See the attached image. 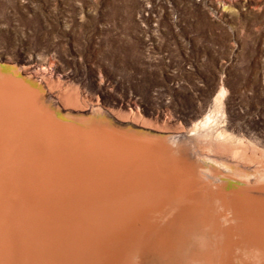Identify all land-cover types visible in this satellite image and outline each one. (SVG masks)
Listing matches in <instances>:
<instances>
[{
    "label": "rangeland",
    "instance_id": "rangeland-1",
    "mask_svg": "<svg viewBox=\"0 0 264 264\" xmlns=\"http://www.w3.org/2000/svg\"><path fill=\"white\" fill-rule=\"evenodd\" d=\"M0 71L63 120L188 135L227 186L264 183V0H0Z\"/></svg>",
    "mask_w": 264,
    "mask_h": 264
},
{
    "label": "bare ground",
    "instance_id": "bare-ground-1",
    "mask_svg": "<svg viewBox=\"0 0 264 264\" xmlns=\"http://www.w3.org/2000/svg\"><path fill=\"white\" fill-rule=\"evenodd\" d=\"M63 95L77 104V93ZM11 110L7 136L28 144L23 189L7 195L0 176V264H264V183L227 186L214 167L191 169L186 156L204 162L188 135L128 145L104 122L55 124ZM212 126L207 116L194 130L206 137ZM60 184L84 187L85 202H51Z\"/></svg>",
    "mask_w": 264,
    "mask_h": 264
},
{
    "label": "water",
    "instance_id": "water-1",
    "mask_svg": "<svg viewBox=\"0 0 264 264\" xmlns=\"http://www.w3.org/2000/svg\"><path fill=\"white\" fill-rule=\"evenodd\" d=\"M0 78L6 79L12 86L9 87L8 85L0 82V104L1 107H5L4 109H6L4 112L0 111V176L3 180L4 188L8 192L7 195L14 197L20 189H23V183L21 182L22 176L20 173V160L24 155L23 144L28 143H26V140H19L17 138L11 137L10 135V137L7 136L9 134V126L13 125V121L17 120V115L13 114L11 108L16 109L19 114H21L22 110H26L31 115L43 117L48 119V122L53 121L55 124H72L73 126L81 125L73 121L61 119L57 115L55 109L49 103L46 95H44V93H42V91L37 86H34L25 80V78L4 73L2 71H0ZM111 129L110 135L112 137L126 142L128 145L147 144L148 146H155L156 144H162L163 140H165V136L160 133H141L134 129L125 128V126H111ZM196 161L197 159L195 156L188 155L184 158L183 162H185L186 165H189L190 168L195 171L203 170L205 165L200 166L198 163H196ZM106 168L107 169H105L103 174L101 173V175H98V178H109L116 170V166L113 169L108 167ZM33 181H35V178ZM32 185L35 186L33 182ZM32 185L30 190L33 189L32 192H35L36 186L33 187ZM80 187L84 188L82 186ZM80 187L78 185L72 186L71 184L54 185L51 187V202L53 200L65 202L69 201L71 204L85 202L83 200L85 195H80L81 192H85L82 190L79 191ZM89 188L87 187L85 189L95 190L93 186ZM69 193H72L73 195L71 200H69ZM52 195L57 196L58 198H52ZM91 202L94 201L91 200Z\"/></svg>",
    "mask_w": 264,
    "mask_h": 264
}]
</instances>
